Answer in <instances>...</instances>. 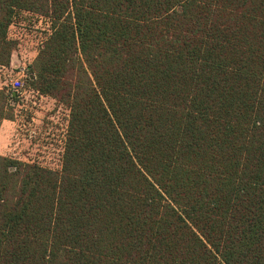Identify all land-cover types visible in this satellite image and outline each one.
Instances as JSON below:
<instances>
[{
	"label": "trees",
	"instance_id": "obj_1",
	"mask_svg": "<svg viewBox=\"0 0 264 264\" xmlns=\"http://www.w3.org/2000/svg\"><path fill=\"white\" fill-rule=\"evenodd\" d=\"M22 13L70 114L60 170L0 155V264H264V0H0V66Z\"/></svg>",
	"mask_w": 264,
	"mask_h": 264
},
{
	"label": "rangeland",
	"instance_id": "obj_2",
	"mask_svg": "<svg viewBox=\"0 0 264 264\" xmlns=\"http://www.w3.org/2000/svg\"><path fill=\"white\" fill-rule=\"evenodd\" d=\"M50 34L42 18L22 13L9 29L16 42L10 66H0V89L12 94L14 120L0 128V155L42 167L60 170L69 123V109L32 88L30 67ZM11 80L20 89L14 92Z\"/></svg>",
	"mask_w": 264,
	"mask_h": 264
},
{
	"label": "built area",
	"instance_id": "obj_3",
	"mask_svg": "<svg viewBox=\"0 0 264 264\" xmlns=\"http://www.w3.org/2000/svg\"><path fill=\"white\" fill-rule=\"evenodd\" d=\"M2 67H5V66H2ZM11 85H12V87H13V91L14 92H19V89H20V86H19V84H18V82H17V80H11ZM2 90H4V89H2ZM6 91V90H5ZM6 93L10 96V102H11V104L13 105V98H12V94H10V92L7 90L6 91ZM39 93V92H38ZM40 94V93H39Z\"/></svg>",
	"mask_w": 264,
	"mask_h": 264
},
{
	"label": "crops",
	"instance_id": "obj_4",
	"mask_svg": "<svg viewBox=\"0 0 264 264\" xmlns=\"http://www.w3.org/2000/svg\"><path fill=\"white\" fill-rule=\"evenodd\" d=\"M4 123H5V122H4ZM4 123H3V124H4Z\"/></svg>",
	"mask_w": 264,
	"mask_h": 264
}]
</instances>
